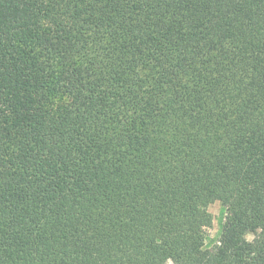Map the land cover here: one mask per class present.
Instances as JSON below:
<instances>
[{
    "label": "trees",
    "instance_id": "16d2710c",
    "mask_svg": "<svg viewBox=\"0 0 264 264\" xmlns=\"http://www.w3.org/2000/svg\"><path fill=\"white\" fill-rule=\"evenodd\" d=\"M0 264H264V0H0Z\"/></svg>",
    "mask_w": 264,
    "mask_h": 264
},
{
    "label": "rangeland",
    "instance_id": "374dc122",
    "mask_svg": "<svg viewBox=\"0 0 264 264\" xmlns=\"http://www.w3.org/2000/svg\"><path fill=\"white\" fill-rule=\"evenodd\" d=\"M226 206L225 201L211 200L208 203V211L213 216L211 227L205 229V247L209 253L215 252L220 244L222 230L227 223ZM247 238L251 240L253 236L248 235Z\"/></svg>",
    "mask_w": 264,
    "mask_h": 264
}]
</instances>
